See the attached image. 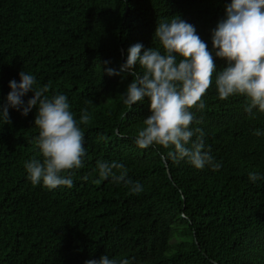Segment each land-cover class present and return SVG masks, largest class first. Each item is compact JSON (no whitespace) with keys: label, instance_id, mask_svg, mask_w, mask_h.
Listing matches in <instances>:
<instances>
[{"label":"trees","instance_id":"obj_1","mask_svg":"<svg viewBox=\"0 0 264 264\" xmlns=\"http://www.w3.org/2000/svg\"><path fill=\"white\" fill-rule=\"evenodd\" d=\"M231 0H0V108L4 82L25 71L49 97L64 94L85 134L83 167L62 173L73 186L33 185L25 161L41 158L35 139L38 106L0 115V264H85L127 258L130 264H264V113L246 111L241 95L220 99L216 74L193 108L205 151L218 171L174 161L173 149L135 143L150 112L148 98L129 107L122 94L134 76L121 71L128 49L163 48L158 22L179 16L212 51V32ZM181 59V57H177ZM108 61L107 64L104 62ZM112 68L118 74L109 75ZM135 70L143 72L139 64ZM34 95L28 92L22 99ZM259 129L261 135L254 134ZM199 135V134H197ZM193 140L196 139L194 135ZM190 146V145H189ZM98 161L122 163L131 185L100 179ZM261 179H249L250 172Z\"/></svg>","mask_w":264,"mask_h":264},{"label":"clouds","instance_id":"obj_2","mask_svg":"<svg viewBox=\"0 0 264 264\" xmlns=\"http://www.w3.org/2000/svg\"><path fill=\"white\" fill-rule=\"evenodd\" d=\"M154 39L159 40L163 53L159 48H148L141 54L143 45L136 43L128 49L127 61L121 68L134 76L122 94L123 103L131 107L145 98L150 101L151 114L143 120L135 143L142 149L154 144L171 148L167 155L176 162L187 159L197 169L210 166L218 171L222 164L204 150L203 131L190 127L195 120L191 109L206 107L202 98L212 85L213 74L217 73L214 51L215 57L226 61L215 78L219 98L241 95L248 100L246 111L250 115H254L253 109L264 113V0H231L225 17L213 29L212 51L195 27L179 16L158 22ZM137 64L143 69L142 74L135 70ZM107 73L118 74L112 68ZM19 75V82L15 79L9 82V78L4 82L3 94H7L8 83L11 91L7 104L0 108V115L5 123H11L9 107L19 110L23 106L22 114L27 115L38 106L34 124L39 134L35 144L42 159L34 157L25 161L28 178L33 185L42 181L50 190L72 187L71 176L62 173L83 167L85 134L80 125L89 124L91 116L85 108L77 121L66 95L49 97L46 93L50 84L38 86L36 77L25 71ZM30 91L34 95L24 106L22 97ZM254 134L262 133L257 129ZM97 169L100 179L125 182L131 185L132 193L143 191L139 182L126 179L128 170L122 163L98 161ZM249 179L255 182L261 175L253 171ZM85 264H130V261L102 255L99 260H88Z\"/></svg>","mask_w":264,"mask_h":264}]
</instances>
